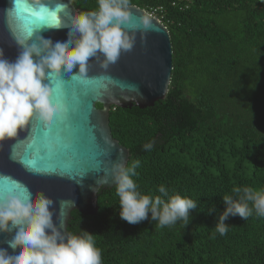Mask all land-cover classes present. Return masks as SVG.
I'll use <instances>...</instances> for the list:
<instances>
[{
    "label": "trees",
    "instance_id": "trees-1",
    "mask_svg": "<svg viewBox=\"0 0 264 264\" xmlns=\"http://www.w3.org/2000/svg\"><path fill=\"white\" fill-rule=\"evenodd\" d=\"M75 10L97 0H69ZM167 29L172 71L152 107L109 112L112 137L129 151L126 166L142 195L196 201L189 221L159 227L120 218L115 187L98 195L95 216L71 213L67 233L94 235L102 264H264V217L229 216L214 228L234 187L264 189V5L257 0H130ZM98 109L100 105H96ZM153 142L150 151L144 145ZM251 206V205H250ZM214 209V210H213Z\"/></svg>",
    "mask_w": 264,
    "mask_h": 264
},
{
    "label": "clouds",
    "instance_id": "clouds-1",
    "mask_svg": "<svg viewBox=\"0 0 264 264\" xmlns=\"http://www.w3.org/2000/svg\"><path fill=\"white\" fill-rule=\"evenodd\" d=\"M97 5L95 10L69 16L68 38L63 41L53 45L41 38L38 44L23 45L15 62L5 59L0 51V144L16 138L18 130L24 129L34 116L48 124L62 112L50 87L43 83L50 74H60L62 66L65 72H71L78 64L79 74L73 76L76 78L86 73L90 58L97 57L101 67L107 68L119 59L121 52L132 49L134 39L123 27L131 22L130 0H97ZM135 27L154 29L152 15L142 14ZM98 53L103 60H99ZM153 146L149 142L144 150L150 151ZM137 167L138 160L130 166L117 163L111 169L120 218L129 224H138L151 213L161 228L177 221L186 225L190 210L197 206L196 201L179 194L169 196L163 185L158 191L168 196L167 201L160 196L142 195L132 178L137 175ZM107 182L106 177L100 181ZM232 192L236 199L233 195L223 196L227 206L214 228L221 236L228 232L229 225L224 221L229 216L247 220L255 211L264 217V189L234 187ZM53 203L42 192L35 197L26 192L23 198L10 196L0 201V233L15 230L9 242L13 254L0 248V264H102L94 235L86 231L80 235L62 232L63 225L57 226L53 221L50 210Z\"/></svg>",
    "mask_w": 264,
    "mask_h": 264
},
{
    "label": "water",
    "instance_id": "water-1",
    "mask_svg": "<svg viewBox=\"0 0 264 264\" xmlns=\"http://www.w3.org/2000/svg\"><path fill=\"white\" fill-rule=\"evenodd\" d=\"M257 1L264 5V0ZM40 9H44L46 13H54L60 27L56 24L43 25L34 29L32 36L29 37L25 34V30L32 22L28 13ZM130 11L131 22L123 27L134 39L132 49L121 52L119 59L107 68L101 67L97 57L89 59L86 73L78 77L100 78V83L92 85L84 96L87 109L83 123L65 133L71 165L76 169L81 166L96 169H89L83 176L76 177L51 173L35 174L27 166L11 162L10 155L14 154L19 160L27 150L32 136V120H35V116L24 129L18 130L16 138L6 139L0 144V201L10 196L23 198L26 192H31L35 197L37 193L42 192L54 202L50 209L53 212V221L57 226L62 224L61 231L65 233L73 211L84 217L97 214L98 195L102 191L116 187L110 174L113 165L123 163L126 166L128 163L129 151L119 145L111 135L110 110L113 107L119 109L135 107L140 110L149 108L154 103L162 101L168 91L172 71V49L167 29L153 16L154 29H137L135 25L138 18L146 12L135 6H131ZM75 13L77 11L69 0H41L40 3H36V0H0V51L3 52L5 59L15 62L23 51L21 47L23 45L30 47L38 44L41 38L50 40L53 45L67 39L66 25L69 16ZM98 57L99 60H103L99 53ZM33 59L37 58L34 56ZM78 74V64L71 72H65L62 66L60 74H52L51 77L49 75L43 83L50 87L53 99H56L51 79L60 75L67 84ZM83 87L76 85L80 90ZM68 103L75 106L71 96ZM96 105H100L101 108L98 109ZM61 106L63 109L62 104ZM63 111L64 109L53 121L59 119ZM94 147L103 154V157H100L102 161L100 167H97ZM105 177L108 182L101 184L100 181ZM13 184L19 185L21 191H9ZM14 234L15 230L0 233V248L7 250L10 255L13 254V250L9 247V242Z\"/></svg>",
    "mask_w": 264,
    "mask_h": 264
},
{
    "label": "snow or ice",
    "instance_id": "snow-or-ice-1",
    "mask_svg": "<svg viewBox=\"0 0 264 264\" xmlns=\"http://www.w3.org/2000/svg\"><path fill=\"white\" fill-rule=\"evenodd\" d=\"M28 14L32 22L25 30V34L29 37L32 36L34 29L43 25H59L57 16L54 13H46L44 9L29 12ZM51 82L53 91L56 94V100L63 105V114L59 119L56 121L52 120L48 124H43L38 118L32 120V136L27 150L19 160L16 159L14 154L10 155L9 160L13 163H21L27 166L35 174L51 173L71 175L73 177L83 176L89 169L96 168L81 166L76 169L71 165L65 133L83 123V117L87 109L84 96L92 85L100 83V78L84 79L76 77L66 84L59 75L52 78ZM76 85H83L84 87L80 90L76 88ZM69 96L74 102V107L68 103ZM94 151L96 153L95 159L98 161L97 167H100L102 163L100 157H103V154L95 147ZM14 190L21 191L17 184H13L9 188V191Z\"/></svg>",
    "mask_w": 264,
    "mask_h": 264
},
{
    "label": "built area",
    "instance_id": "built-area-1",
    "mask_svg": "<svg viewBox=\"0 0 264 264\" xmlns=\"http://www.w3.org/2000/svg\"><path fill=\"white\" fill-rule=\"evenodd\" d=\"M186 2H188L189 0H185ZM157 11H160V9L158 10H154V9H151V11L149 12L153 17H155L154 15H156ZM156 18V17H155Z\"/></svg>",
    "mask_w": 264,
    "mask_h": 264
},
{
    "label": "flooded vegetation",
    "instance_id": "flooded-vegetation-1",
    "mask_svg": "<svg viewBox=\"0 0 264 264\" xmlns=\"http://www.w3.org/2000/svg\"><path fill=\"white\" fill-rule=\"evenodd\" d=\"M78 13V12H77Z\"/></svg>",
    "mask_w": 264,
    "mask_h": 264
}]
</instances>
